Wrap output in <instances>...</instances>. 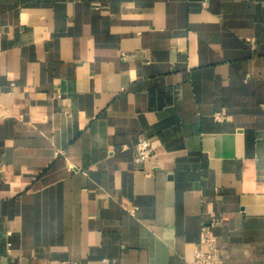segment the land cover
<instances>
[{
  "label": "crops",
  "instance_id": "crops-1",
  "mask_svg": "<svg viewBox=\"0 0 264 264\" xmlns=\"http://www.w3.org/2000/svg\"><path fill=\"white\" fill-rule=\"evenodd\" d=\"M204 225L264 264V0H0V264H186Z\"/></svg>",
  "mask_w": 264,
  "mask_h": 264
},
{
  "label": "built area",
  "instance_id": "built-area-1",
  "mask_svg": "<svg viewBox=\"0 0 264 264\" xmlns=\"http://www.w3.org/2000/svg\"><path fill=\"white\" fill-rule=\"evenodd\" d=\"M135 158L137 164L144 163L153 154V145L150 139L139 137L134 144ZM8 235L11 232L7 233ZM9 247L11 243L8 244ZM186 264H228L222 253V249L217 245V238L211 226L202 227L201 239L195 248L194 258Z\"/></svg>",
  "mask_w": 264,
  "mask_h": 264
}]
</instances>
